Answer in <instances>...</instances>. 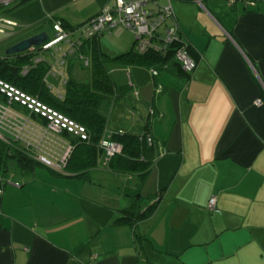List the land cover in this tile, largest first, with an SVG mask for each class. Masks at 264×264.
I'll use <instances>...</instances> for the list:
<instances>
[{"label": "crops", "instance_id": "0c3cea01", "mask_svg": "<svg viewBox=\"0 0 264 264\" xmlns=\"http://www.w3.org/2000/svg\"><path fill=\"white\" fill-rule=\"evenodd\" d=\"M169 1L196 56L189 77L171 66L153 75L151 67L109 64L115 84L128 87L112 104L109 125L141 132L148 124L149 172L141 181L101 158L104 174L92 176L97 164L87 180L42 164L38 178L35 169L2 172L0 163V264H264V0ZM113 3L17 0L5 14L17 26L8 32L49 36L56 21L79 28ZM12 35L0 37V54L19 40L6 42ZM77 35L61 41L68 48L56 60L67 72H90V56L71 45ZM99 46L113 56L134 41L125 51ZM43 51L35 61L46 60L52 72ZM73 51L83 59L79 68ZM55 175L81 182L73 187ZM137 188L141 209L157 203L131 226L119 218L126 191Z\"/></svg>", "mask_w": 264, "mask_h": 264}, {"label": "trees", "instance_id": "16d2710c", "mask_svg": "<svg viewBox=\"0 0 264 264\" xmlns=\"http://www.w3.org/2000/svg\"><path fill=\"white\" fill-rule=\"evenodd\" d=\"M9 9V5L0 4V16L5 15ZM3 34H7L6 37L12 35L11 32ZM21 34L23 32L12 36L19 37L20 40L19 35ZM98 40L99 37L92 36L82 41L79 49L81 53L90 56V72L84 80H78L72 72H68V78L65 81V92L62 96L53 93L44 79L48 73L49 63L46 60L35 61L40 51H42L39 47L11 55L0 54V78L30 94L38 96L45 103L57 108L85 126L88 138L87 140H73L74 149L63 173L66 169L68 172H74L76 177L87 180L89 179V171L97 166L99 159L104 158L108 161V167L112 171L137 174L142 181L152 166L153 161L147 156V152L152 150L154 146L153 137L148 132V124H145L146 128L141 132L112 130L108 127L109 111L112 104L128 91L127 86L115 84L109 72V64L117 62L158 69L171 66L177 74L188 78L191 72L184 71L180 63L174 59L173 54L182 42H173L164 53L157 50L138 52L133 46L128 51L111 56L101 50ZM2 43L0 41V44ZM187 50L196 61V56H194L188 43ZM105 133H108L112 140L121 145V151L108 158L99 145V140ZM148 135L152 137L151 143L147 141ZM0 163L2 172H10L11 170L8 168L12 164L14 169L24 174L32 173L33 169L41 164L22 149H13L8 142L2 139H0ZM126 194L130 198V202L123 210L119 222L134 226L154 212L156 200L146 208L141 209L140 202L142 199L139 198V188L134 191L128 189Z\"/></svg>", "mask_w": 264, "mask_h": 264}, {"label": "built area", "instance_id": "2783aa9c", "mask_svg": "<svg viewBox=\"0 0 264 264\" xmlns=\"http://www.w3.org/2000/svg\"><path fill=\"white\" fill-rule=\"evenodd\" d=\"M15 1L17 0H0V4L8 6ZM113 1V5L103 7L79 28L65 29L59 21L54 22L52 36H48L39 48L41 50L56 48L61 41L69 42L70 36L76 34V31L78 37L71 45L78 47L85 38L100 37L102 33L122 24L133 32L134 48L138 52L157 50L164 53L170 44L181 41V45L173 53L174 59L180 63L184 71L193 72L196 61L187 50V42L182 36L179 23L175 20L169 0L162 4L157 0ZM152 4H156V7L153 8ZM15 25V21L5 15L0 16V34L8 32L6 29L8 26ZM150 72L153 75L158 74L154 67L150 68ZM160 89L161 86H158L157 91ZM15 104L24 110L17 109ZM153 113V108H150V114ZM73 138L87 140L88 132L84 125L43 102L38 96L0 78V139L17 144L42 165L63 172L74 149ZM147 141L152 142L150 135L147 136ZM99 145L107 158L121 151L120 143L112 140L108 133L101 137ZM14 184L20 185L19 182ZM215 204L216 197L212 196L208 207L214 208Z\"/></svg>", "mask_w": 264, "mask_h": 264}, {"label": "rangeland", "instance_id": "374dc122", "mask_svg": "<svg viewBox=\"0 0 264 264\" xmlns=\"http://www.w3.org/2000/svg\"><path fill=\"white\" fill-rule=\"evenodd\" d=\"M16 28H17V26H8L7 27L8 31H10L11 29L15 30ZM26 34L27 33H25L23 31V35H26ZM5 35H7V34H1L0 37H3ZM49 36H52V32H50ZM15 39H16V37H12V38L8 39L6 42H11ZM99 41H100V44H102V47H104L109 52L125 51V50H128L130 47H132V44L134 41V34L124 25L118 24L110 32L102 33L101 36L99 37ZM1 45L2 44H0V47H1ZM59 46H61L62 49L55 50V47H51L50 49L43 51V55L45 57H47L52 64V72H48L44 79L46 81V84L50 87V89L52 90L53 93L64 94V92H65V82L64 81L67 80V78H68V72L65 70L64 66L61 65L56 59H58L60 56H62L63 51H65L68 47H67V45H65V42H60V43H58V45H56V47H58V48H59ZM2 50H3V52H5V48L4 49L2 48ZM70 56H72L71 58H73L75 64L79 68V65H82V63H83V59H81L79 57L78 51H73L70 54ZM110 66H113V64H110ZM85 68H87V67H85ZM72 74L78 80H84L88 76V72H72ZM14 106L17 109H20V110L23 109L24 110V108L18 104H15ZM110 114H111V112H110ZM110 117H112L111 120H110ZM113 119H114V114L109 115V120H108V127L109 128H111V126H112L111 124H114ZM109 121H111L110 125H109ZM9 144L11 145V147L13 149L21 150L20 146H18L17 144H14V143H9ZM101 163L102 162L99 161L98 167L91 171L92 176L95 177L98 174H104V172L102 171L103 166L101 165ZM8 169L15 170L14 167L12 166V164H10ZM34 169H35L36 176L38 178L43 177L42 172H40L39 170H41V169L47 170L46 167L43 168V166H40V165H37ZM49 175H51V174L49 173ZM17 176H21V175L18 174ZM56 178H61L62 180H65V179L66 180L67 179L72 180L73 182H75V183H73V187L77 186L79 184V182H81V180H79L78 178H75V177H71V178H65L64 177L63 178L62 176H56Z\"/></svg>", "mask_w": 264, "mask_h": 264}, {"label": "water", "instance_id": "95a60500", "mask_svg": "<svg viewBox=\"0 0 264 264\" xmlns=\"http://www.w3.org/2000/svg\"><path fill=\"white\" fill-rule=\"evenodd\" d=\"M47 38H48V34L46 31H41L32 34L30 36L23 37L20 40L8 46L5 49V53L10 55V54L25 52L34 47H39L43 42L47 40Z\"/></svg>", "mask_w": 264, "mask_h": 264}]
</instances>
